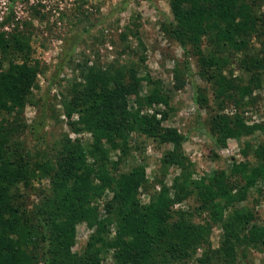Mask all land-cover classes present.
Masks as SVG:
<instances>
[{"label":"trees","instance_id":"16d2710c","mask_svg":"<svg viewBox=\"0 0 264 264\" xmlns=\"http://www.w3.org/2000/svg\"><path fill=\"white\" fill-rule=\"evenodd\" d=\"M169 8L172 20L160 24L161 32L195 52L200 75L207 72L211 78L217 109L209 134L216 145L264 131L263 124H248L243 116L263 85L264 0H169ZM7 24L0 23V114L14 115L37 87L39 66L31 60L30 37L17 28L4 31ZM203 43L212 50L207 56L202 55ZM239 55L250 74L245 83L222 70L228 57ZM76 70L70 99L63 105L68 118L77 117L70 123L72 132L86 133L89 142L64 136L42 147V138L40 147L21 152L12 139L19 140L22 128L0 119V264H103L105 253L111 257L105 264H247V248L264 251V224L247 207H236L251 189L259 196L264 192V144L253 150L254 163L245 158L228 170L194 179L193 164L183 151L185 136L164 126L166 111L162 116L145 113L158 106L171 110L159 81L132 68L125 77L123 70L90 64L87 58L75 64ZM142 82L147 91L140 96ZM128 95L134 97L132 109L127 108ZM194 103L197 108L208 105L200 88ZM225 103L235 113L225 114ZM35 126L29 128L32 134ZM132 135L157 147L170 146L159 163L179 169L172 185L158 181L156 191L158 182L149 184L144 165L124 167ZM112 152L120 154L115 161ZM242 155L247 157L245 149ZM141 191L149 194L144 205ZM192 194L199 201L198 214L208 213L210 221L195 223L182 211L171 212L175 201ZM218 221L224 233L219 247L212 248V223ZM79 224L91 230L82 253L72 250Z\"/></svg>","mask_w":264,"mask_h":264},{"label":"rangeland","instance_id":"374dc122","mask_svg":"<svg viewBox=\"0 0 264 264\" xmlns=\"http://www.w3.org/2000/svg\"><path fill=\"white\" fill-rule=\"evenodd\" d=\"M5 20H8V24L4 26V31L17 28L30 37L31 60L39 66L37 87L32 90L25 107L14 115L0 114V119L22 128L19 140L12 139L21 152L40 147L42 138L45 139L42 147L64 136L77 138L84 143L90 141L86 133L72 132L70 123L77 117L68 118L63 105L69 101L71 86L77 79L75 64L87 58L90 64L104 68H125L122 71L125 77L132 75V68L139 76L148 74L160 82L161 91L168 96L171 110L162 106L144 110L145 113L158 111L161 116L166 111L164 126L173 127L185 136L183 151L193 164L192 178L198 179L228 170L232 163L241 162L245 158L251 163L255 162L252 153L259 144H264V131L243 136L239 140H228L224 147L216 145L210 136V119L217 109L211 78L206 69L205 75H200L202 66L195 52L190 48L183 50L161 32L160 24L172 20L169 0H0V23ZM257 40L252 38L253 46L257 45ZM201 48L202 55L207 56L212 52L206 43ZM223 53L228 56L227 52ZM241 59L242 55L228 57L222 70L227 77L232 76L245 83L250 74L243 67ZM262 82L261 89L254 93V106L244 108L246 113L243 116L248 124L261 123L264 126V75ZM196 88H200L208 99L205 108L195 106ZM146 91V84L142 82L139 87L140 96ZM126 101L128 109L135 107L132 95H128ZM235 111L232 104L223 105L225 114H233ZM44 117V126L41 128L39 122ZM197 122L202 125L201 129ZM33 125L38 126H35V134L29 129ZM131 138L132 149L124 157V167L131 164L144 165L149 184L159 181L167 187L172 185L179 169H165L159 163L162 153L169 150L170 146L157 147L155 142L141 136L132 135ZM243 149L247 151V157L242 155ZM119 155V152H112L110 157L115 161ZM159 182L156 191L160 188ZM46 184L42 182V186ZM257 185L261 188L263 184ZM139 194L142 204H146L149 194L144 191ZM104 197L106 199L107 194ZM33 199L30 198L31 201ZM198 206L197 196L192 194L181 202L175 201L171 212L175 214L182 211L195 223L210 221L208 213L198 214ZM236 207H247L253 212L255 221L264 224V192L259 196L251 189L248 198L236 204ZM101 209L100 206V215L103 216ZM90 233L91 230L85 224L76 227L72 248L74 252H83ZM223 233L222 221L212 223V248L219 247ZM199 253L200 250L197 255ZM102 259L103 264L110 262V253H105ZM245 262L264 264V251L247 248Z\"/></svg>","mask_w":264,"mask_h":264}]
</instances>
